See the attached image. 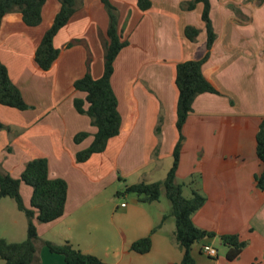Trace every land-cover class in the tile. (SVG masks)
<instances>
[{"label": "crops", "instance_id": "obj_1", "mask_svg": "<svg viewBox=\"0 0 264 264\" xmlns=\"http://www.w3.org/2000/svg\"><path fill=\"white\" fill-rule=\"evenodd\" d=\"M109 1L119 11V27L129 41L111 77L120 133L104 152L76 163L75 155L91 144L96 128L76 112L73 100H83L85 94L72 85L87 72L88 61L92 77L101 76L108 18L100 0H76L73 16L54 37L59 56L42 71L34 52L59 9L57 0H47L40 25L27 27L14 12L0 27V61L28 106L18 111L0 105V165L18 178L27 162L44 158L48 177L66 181L64 214L46 224L34 220L39 238L54 244L67 241L102 264H178L183 252L174 240V218L162 220L170 211L167 199L141 204L125 195L129 202L118 204L114 196L121 192L120 182H159L172 166L178 140L175 68L207 52L202 5L183 11L180 3L189 0H150V8L140 12L136 0ZM254 1L210 0L216 39L202 73L220 94L194 99L176 172L182 194L187 190L191 197L197 191L205 198L191 216L193 224L214 234L192 245L195 264H264V193L254 181L262 169L255 137L264 117V4ZM230 5L246 20L238 19ZM186 26L199 30L196 41L185 38ZM80 132L88 136L76 144L73 138ZM149 235V252L130 250L133 242ZM223 235H236L245 243L234 260L226 258ZM204 248L215 249L217 256L203 253ZM39 256L41 264H66L46 247Z\"/></svg>", "mask_w": 264, "mask_h": 264}, {"label": "trees", "instance_id": "obj_2", "mask_svg": "<svg viewBox=\"0 0 264 264\" xmlns=\"http://www.w3.org/2000/svg\"><path fill=\"white\" fill-rule=\"evenodd\" d=\"M47 0H0V27L2 20L9 14L18 13L21 21L27 27H36L42 21V8ZM76 0H57L59 9L55 14L51 26L46 30L35 49L34 62L36 66L47 71L59 56V49L54 46V37L71 19L75 12ZM253 0H243V3ZM108 18L106 40L103 45V70L99 78L95 79L87 72L73 83L75 91L85 94V98L74 99L73 105L76 112L90 119L91 126L96 128V133L91 144L75 155L76 163L86 162L92 155L104 152L108 141L120 133L122 119L117 109V98L111 86L114 63L119 53L128 45L119 27V17L115 7L109 0H100ZM255 5L264 4V0H255ZM202 5L201 21L206 33V49L204 57L196 61H186L176 65L175 86L178 91L176 103V130L178 140L172 153V166L166 177L159 182L145 183L144 181L133 185H125L124 190L116 193V197L133 194L138 203L149 204L159 200L161 192L170 204V211L162 220L171 216L175 221L174 240L183 252L178 264H195L191 255V247L205 238H211L213 233L197 228L191 219L193 213L205 203V198L197 191H192L189 198L182 194L184 185L176 182V172L179 166L182 143L184 141L183 127L189 113L192 111L194 99L204 93L219 95L220 92L206 80L202 73V66L209 58L210 49L216 39L210 20V0H189L180 3L183 11H193L196 5ZM151 6L150 0H136V8L145 12ZM236 17L242 21L246 17L240 10L230 5ZM199 30L193 26L184 28V36L190 41H196ZM264 53V51H263ZM87 107L85 108V105ZM0 105L18 111H25L28 106L24 102L19 89L10 81L6 67L0 61ZM159 120L156 133L159 132ZM3 124L0 121V130ZM88 134L80 132L73 138L74 143L82 142ZM256 157L261 164V172L254 177L255 186L264 193V117L261 119L255 137ZM120 179V178H119ZM121 180V179H120ZM21 183L32 189L29 208L22 202L19 192ZM9 197L16 203L17 209L27 218L26 238L22 242L7 243L0 239V260L3 264H40L38 257L39 246L46 247L52 254L63 257L66 264H102L97 257L84 254L69 242L54 244L42 240L37 235L34 220L39 223L53 222L64 214L67 198V183L65 180L48 177V164L44 158L33 159L24 167L18 178H12L3 173L0 165V198ZM161 223L151 233H154ZM223 245L227 247L226 258L234 260L245 246L236 235L220 236ZM151 236L133 242L130 250L137 254H145L151 248Z\"/></svg>", "mask_w": 264, "mask_h": 264}, {"label": "rangeland", "instance_id": "obj_3", "mask_svg": "<svg viewBox=\"0 0 264 264\" xmlns=\"http://www.w3.org/2000/svg\"><path fill=\"white\" fill-rule=\"evenodd\" d=\"M115 9H116L118 16H119V11L117 10L116 7H115ZM124 34H125V36L123 35L124 39L128 41L127 32L125 31ZM128 43H129V41H128ZM124 63H125V61L120 60L119 64L120 65L123 64L125 66ZM2 138H3L2 135H0V143L3 142ZM1 168H2V166H1ZM2 171H3V173H6L13 178L17 177V175H18L16 172L14 173L11 170L9 171L5 167L2 168ZM124 187H125V183L120 182L118 185V190L123 191ZM31 194H32V189L29 186L21 183L20 195L22 198V202L26 208H29V199H30ZM183 195L185 197H189L188 191L184 190ZM126 196H129V198H136L135 195H133V194H128ZM122 197L118 198V197L114 196V200L117 201L118 204H120L122 202L123 203L129 202L130 199H127V197L126 198H124V197L122 198ZM159 200H163V201L166 200L163 191L161 192ZM36 222H34V224H36ZM37 223L42 224L39 222H37ZM26 228H27V218L25 217L24 213L20 212L17 209L16 203L14 202V200L9 198V197L0 198V239L5 240L7 243L22 242L26 238ZM216 247L218 248L220 253H222V250H223L222 245L220 243H217ZM40 248H41V246H39V249ZM38 257H39V262H40L39 250H38ZM0 264H3V262L1 260H0ZM40 264H41V262H40Z\"/></svg>", "mask_w": 264, "mask_h": 264}, {"label": "built area", "instance_id": "obj_4", "mask_svg": "<svg viewBox=\"0 0 264 264\" xmlns=\"http://www.w3.org/2000/svg\"><path fill=\"white\" fill-rule=\"evenodd\" d=\"M124 206H125V204L121 205V207H124ZM203 253L207 254L210 257H216L217 256V252L213 248H204Z\"/></svg>", "mask_w": 264, "mask_h": 264}]
</instances>
